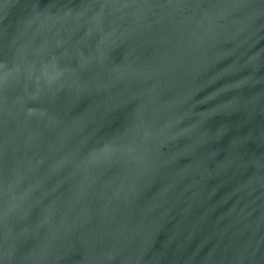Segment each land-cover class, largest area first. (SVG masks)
Returning a JSON list of instances; mask_svg holds the SVG:
<instances>
[{"label":"water","instance_id":"1","mask_svg":"<svg viewBox=\"0 0 264 264\" xmlns=\"http://www.w3.org/2000/svg\"><path fill=\"white\" fill-rule=\"evenodd\" d=\"M0 264H264V0H0Z\"/></svg>","mask_w":264,"mask_h":264}]
</instances>
